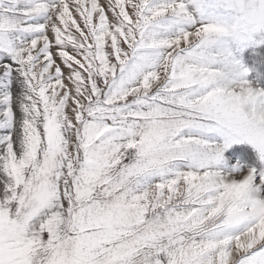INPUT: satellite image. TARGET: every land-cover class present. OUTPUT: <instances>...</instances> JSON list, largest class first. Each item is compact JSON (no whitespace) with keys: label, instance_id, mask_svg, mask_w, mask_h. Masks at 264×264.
I'll return each mask as SVG.
<instances>
[{"label":"snow or ice","instance_id":"snow-or-ice-1","mask_svg":"<svg viewBox=\"0 0 264 264\" xmlns=\"http://www.w3.org/2000/svg\"><path fill=\"white\" fill-rule=\"evenodd\" d=\"M250 74L264 0H0V264H264Z\"/></svg>","mask_w":264,"mask_h":264},{"label":"rangeland","instance_id":"rangeland-1","mask_svg":"<svg viewBox=\"0 0 264 264\" xmlns=\"http://www.w3.org/2000/svg\"><path fill=\"white\" fill-rule=\"evenodd\" d=\"M245 66L248 67V65L246 63H245ZM245 79H247L249 81V83L252 84L253 87L264 88V82L255 80L251 74L249 76L245 77Z\"/></svg>","mask_w":264,"mask_h":264}]
</instances>
